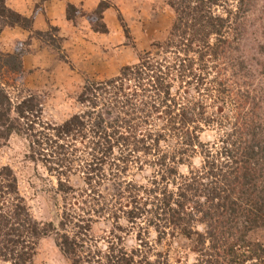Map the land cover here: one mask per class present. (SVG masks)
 <instances>
[{"label":"trees","instance_id":"obj_1","mask_svg":"<svg viewBox=\"0 0 264 264\" xmlns=\"http://www.w3.org/2000/svg\"><path fill=\"white\" fill-rule=\"evenodd\" d=\"M227 2L169 0L174 18L166 39L152 44L115 78L83 88L78 100L84 111L61 125L43 124L35 97L13 101L0 83V149L12 135L26 139L28 159L55 174L57 199L65 202L77 193H98L136 165L141 175L152 178V188L131 185L135 191L129 195L128 222L140 217L138 208L147 207L152 197L157 221L192 245L193 264H264V244L248 238L254 230L264 232V91L259 81L252 96L246 89L244 99L234 100L229 80L219 71L228 63L230 70L237 67L240 77L257 78L242 56L235 57L240 49V19L253 11V5L250 0H236L233 11ZM107 8L99 0L87 17L92 31L106 32L99 20ZM67 9L71 20L74 7ZM14 25L27 29L30 22L0 0V33ZM259 47L263 56L264 44ZM21 56L0 52V76L20 72ZM256 74L264 78V67ZM181 89H185L182 94ZM199 95L219 104L226 100L235 111L233 123L227 124L231 131L217 152L221 156L201 149L203 128L220 120L207 115L206 100ZM198 148L203 174L180 175L176 166L188 163ZM15 193L16 180L4 166L0 169V260L31 264L39 241L52 234L66 264H85L77 251L80 233L70 237L65 232L74 215L53 208L59 204L54 193L52 200L47 195L46 199L56 224L36 222L20 197L11 198ZM143 195V202L137 199ZM102 220L103 225L109 221ZM122 227L119 224L117 231ZM109 249L113 253L114 248ZM134 254L135 249H121L107 264H134ZM139 264L170 263L145 256Z\"/></svg>","mask_w":264,"mask_h":264},{"label":"rangeland","instance_id":"obj_2","mask_svg":"<svg viewBox=\"0 0 264 264\" xmlns=\"http://www.w3.org/2000/svg\"><path fill=\"white\" fill-rule=\"evenodd\" d=\"M75 1L5 0L6 7L29 20L30 27L25 29L14 25L4 27L1 31L0 52L22 53L23 69L2 74L0 83L13 101L25 96L35 97L40 107V121L51 126L61 125L72 116L82 114L84 107L78 98L83 88L113 79L122 67L135 64L152 44L166 39L174 18L167 5L169 0H104L108 8L99 21L104 24L106 32L96 33L92 31L87 17L93 14L99 0H96L98 3L92 9L93 2L90 0ZM18 3L22 4L20 8ZM227 4L228 8L235 10L236 0H228ZM250 4L253 5V11L240 19V49L235 57H243L250 65L251 74L257 78L240 77L237 67L230 70L228 63L219 70L221 77L229 80L227 87H231L234 100L244 99L246 95L242 92L246 89L252 96L259 81L260 90L264 91V78L254 75L264 67V55H260L259 47L264 44V0H250ZM68 5L74 7L71 20L67 17ZM221 11L220 7L216 10L217 13ZM180 92L182 94L185 89ZM199 98L206 100L207 115L223 124L212 123L210 127H204L199 135L201 149L216 155L222 141L231 131L227 124L233 123L235 111L226 100L219 104L207 95H199ZM262 99L264 102V93ZM199 150L188 163L176 166L180 175H196L199 178L203 174L204 163L198 154ZM27 153V140L17 135H12L0 149V169L7 166L16 180L17 193L11 198L20 197L36 222L56 224V214L46 199L47 195L52 200L53 193L56 199L59 197L55 174L47 171L42 163L30 161ZM223 160V157L219 158L220 162ZM137 170L136 165L130 166L114 183L108 182L104 188L96 189L98 193H77L67 202L57 199L59 204L53 208H57L60 213L64 210L74 215L75 219L65 232L70 237L75 232L80 233L77 238L80 261H85V264H107L121 249L127 252L135 249L137 254H134V264H139L145 256L153 261L164 258L170 264H193L196 255L192 245L178 239V234L165 227L163 221H157L156 202L151 204L152 197L147 207L138 208L141 214L139 218L132 222L126 220V212L132 209L129 195L134 188L131 185L142 186L147 190L152 188V178L141 175ZM83 188L85 190L86 186ZM158 188L161 190L163 187ZM170 189L174 190V186ZM145 198L143 195L137 199L143 202ZM158 214L161 216L160 211ZM115 216H119V219L116 220ZM102 219L109 221L103 225ZM73 223L79 226L75 227ZM119 224L123 226L122 231H117ZM248 238L264 244L262 230L250 232ZM111 247L114 248L113 253L109 249ZM0 264L10 263L0 260ZM31 264H66L52 234L39 241Z\"/></svg>","mask_w":264,"mask_h":264},{"label":"crops","instance_id":"obj_3","mask_svg":"<svg viewBox=\"0 0 264 264\" xmlns=\"http://www.w3.org/2000/svg\"><path fill=\"white\" fill-rule=\"evenodd\" d=\"M20 1H22V0H20ZM53 1H56V0H53ZM79 1L86 2L87 0H76L75 3H78ZM90 2H93V5H92L91 9L94 8V7L97 5V3H98L96 0H90ZM24 3H25V2H24ZM18 4H20V5H19V8H20V6H21L22 4H21V3H18ZM52 4H57V3L53 2ZM72 6H73V5H72ZM17 11H18V10H17ZM18 12H20V10H19ZM20 13H22V11H21Z\"/></svg>","mask_w":264,"mask_h":264}]
</instances>
